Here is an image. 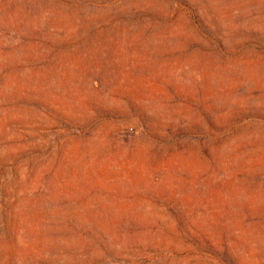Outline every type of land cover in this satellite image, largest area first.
<instances>
[{"label":"rangeland","instance_id":"rangeland-1","mask_svg":"<svg viewBox=\"0 0 264 264\" xmlns=\"http://www.w3.org/2000/svg\"><path fill=\"white\" fill-rule=\"evenodd\" d=\"M0 264H264V0H0Z\"/></svg>","mask_w":264,"mask_h":264}]
</instances>
